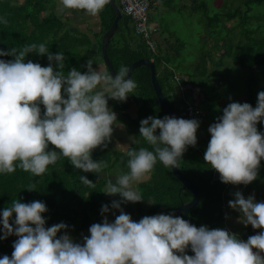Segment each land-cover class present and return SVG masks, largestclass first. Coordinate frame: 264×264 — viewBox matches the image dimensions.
Masks as SVG:
<instances>
[{
  "label": "clouds",
  "instance_id": "clouds-1",
  "mask_svg": "<svg viewBox=\"0 0 264 264\" xmlns=\"http://www.w3.org/2000/svg\"><path fill=\"white\" fill-rule=\"evenodd\" d=\"M109 2L59 0L58 7L61 12L84 10L96 17ZM0 23L7 20L0 19ZM33 52L47 55L48 66L26 61ZM3 56L14 59H0V173H13L19 167L41 176L61 157L77 170L102 173L107 162L93 160L92 152L107 148L114 128L123 127L116 123L117 115L108 107V100L126 102L136 89V82L126 78L129 68L122 66L113 78L101 66L94 69L89 59L83 65L86 72L73 67L65 75L59 70L64 67V53L52 54L43 43L0 50ZM260 123H264V91L258 93L255 107L230 102L209 126L210 140L203 159L219 173L222 183L247 186L258 178L264 160V133L257 128ZM199 127L196 119L168 115L141 120L139 139L132 137V143L143 140L152 150L140 147L126 152L129 171L115 176L114 182L108 179L103 192L120 199L113 200L110 207L102 205V222L93 223L82 242L74 241L63 222L46 227L42 215L48 210L45 203L12 201L0 214V240L13 235L17 239L11 257L4 255L0 264H264V202H256L254 195L245 198L237 191L235 199L228 202L240 213L237 223L261 230L246 241L226 229L196 227L174 214L134 221L121 208L145 200L134 185L158 160L165 167H179L188 146H196ZM49 145L55 150H49ZM80 181L95 186L86 176L81 175ZM26 189L36 191L34 184ZM110 208L119 211L114 222L106 216Z\"/></svg>",
  "mask_w": 264,
  "mask_h": 264
},
{
  "label": "trees",
  "instance_id": "trees-1",
  "mask_svg": "<svg viewBox=\"0 0 264 264\" xmlns=\"http://www.w3.org/2000/svg\"><path fill=\"white\" fill-rule=\"evenodd\" d=\"M56 1L0 0V19L7 20L6 24L0 23V50L8 51L11 47L19 49L28 44L36 43L38 45L43 43L52 54L64 53V67L59 70L65 75L73 67L84 73L87 69L83 65L89 59L94 60L101 56V39L109 29L114 19V13L107 4L96 16L100 27L98 34H95V29L92 30L91 28H88L90 32L86 30L78 31L72 27L71 23H68L69 20H64L63 15L57 11ZM113 1L115 2V0ZM187 1L192 4L196 3L195 0ZM233 1L228 0L225 2L230 3ZM115 4L121 9L119 3L115 2ZM253 4L264 8V0H244L243 5L246 11L243 16L239 9L232 10L225 15L214 14L206 19V25L207 27L217 26L222 19H225V22H234L238 19L234 27L227 28L228 34L222 39L219 37L220 31L209 32V36L215 39L213 44L216 50L218 52L220 50L223 51H221L220 58L214 59L217 60L216 65L220 66L218 61L228 58L248 73L245 81L246 90L243 95L245 100L243 102L239 100V102H247L255 107L258 93L264 91V25L263 28L260 26L257 28L258 31L262 29L263 34L261 33L256 37L252 34L253 31L245 30V26L248 25L250 19L248 17L250 7ZM150 6L151 2L149 1V9ZM206 6L207 4L202 0L199 9L204 10ZM123 17L122 15L121 20ZM258 20L263 21L264 15H258ZM120 21L116 32L118 37L115 39L116 34L113 36L106 50L115 73H118L122 66L129 67L139 59H148L153 62L162 95L179 118L186 119L189 105L198 109L197 104L199 102L196 103L195 91L193 90H199L198 95L201 97V101L210 98L209 94H207L208 85L203 79L197 81L194 75L189 77L188 73L185 72L183 77L179 78L177 82L174 81L177 71L170 46L171 53L165 49H162L163 54L158 53V51L156 53L147 52L145 41L141 38L136 41L129 34L126 36V31L123 25L120 26ZM148 22L150 23L149 16ZM235 30L240 32L238 40L236 34L233 37V31ZM90 33L92 37H95V42L91 41ZM212 33H214V36H212ZM244 37L245 39L243 40ZM176 42L179 44L178 40ZM155 43L158 49L157 41ZM94 44L95 52L91 56L90 52L94 50ZM141 46H144L143 53L140 51ZM205 54L203 60L206 58L211 59L210 52L206 51ZM0 59L8 61L14 59V57L3 56ZM27 60L39 63L45 67L49 64L47 55L40 56L35 52L29 53L26 57ZM204 73L202 71L199 76L204 77ZM184 77L187 80H184ZM131 79L137 84L134 92L129 94L135 104V111L132 115L120 108V117L124 121L123 126L126 136L139 139L141 120L149 116L162 119L167 114L158 104L152 89L148 68L140 67L135 69L131 74ZM181 86H189V89L182 90L181 96L178 97L177 89L179 87L181 89ZM215 98L218 100L219 95L216 94ZM41 108L43 111L42 105ZM257 128L258 131L264 133V123L257 124ZM157 134H159V130H157ZM209 140L210 135L206 140L202 139V142L197 139L195 147L188 146L186 152L179 160L178 170L199 188V202L195 208L189 211L188 221L196 227L207 226L210 229H215L225 220L222 215V204L227 196L229 184L222 183L219 173L211 169L210 165L206 164L203 159ZM140 147H147L152 150L151 146L143 140L139 144H130L128 150H138ZM49 150H55L54 146L49 145ZM114 150L110 149L108 143L107 148L98 147L92 152L93 160L107 162V167L100 174L85 173L82 170H77L64 157H61L55 164L49 165L46 172L41 176L25 172L19 167L13 173H0V214L14 200H20L22 203L39 200L45 203L48 209L47 212L42 214L46 220V227L63 222L69 226L68 234L75 238L77 242H82L83 236L89 235V227L93 223L102 222V205L108 204L109 207L111 206L113 201L111 196L103 193L110 175L113 171L120 175L129 171L127 168L129 159L127 155ZM81 175L86 176L95 186L89 187L81 183ZM147 175L145 182L139 185V192L145 200L136 203L137 209L142 207L143 203H149L150 201L154 204L149 203L146 209V213L149 216L161 213L174 214L180 201L184 204L191 201L192 195L187 191L179 192L180 183L172 175L170 167H165L159 160L153 170ZM32 184L35 185L36 191L29 192L26 188ZM121 208H124L123 204ZM115 215H119V211L111 210V208L109 213L106 214L110 222H114ZM14 218L15 214H13L12 220ZM0 219H2V215H0ZM62 234H64L63 231L58 233V236ZM13 237L15 236L13 235ZM1 245L9 246L7 243L0 241ZM9 247L12 248V246ZM188 254L192 255L190 250ZM3 256L4 254L0 250V258Z\"/></svg>",
  "mask_w": 264,
  "mask_h": 264
},
{
  "label": "rangeland",
  "instance_id": "rangeland-1",
  "mask_svg": "<svg viewBox=\"0 0 264 264\" xmlns=\"http://www.w3.org/2000/svg\"><path fill=\"white\" fill-rule=\"evenodd\" d=\"M149 1L151 2V6L148 11L149 21L153 25H156L158 29L157 34L154 36V39L157 41L159 46L157 49L158 53L160 52L163 54L162 49H165L170 53L172 50L173 62L177 71L176 77L181 78L186 72L188 73L189 77L194 75L197 81L203 79L208 85V96L214 100L216 99L214 101L208 98L201 101V97L196 94V90H193L195 91V97L197 101L196 103L199 102L197 107L202 114L198 119L200 122V127L198 130H201L199 136L203 139L210 135L208 128L211 124L216 122V118L218 116L222 115V110L224 107H226L230 102H239V100L243 102L245 100L243 95L246 90V76H248V73L235 65L231 59L223 58L222 60L218 61L220 66L216 65L217 60L214 59L220 58L222 50L219 52L216 50L213 44L215 39L209 36V32L220 31L219 37L222 39V37L228 34L227 28L234 27V24L238 19L234 22H225V19H222L217 24V26L214 25L211 27H207L206 19L212 17L214 14L225 15L226 13L235 9H239L241 15L243 16V13L246 11L245 6L243 5L244 0H234L230 3L225 2L228 0H203V2L207 4L204 10L199 9V5L202 0H195V4H192L187 0ZM56 2L57 11L63 15L64 20H69L68 23H71L73 28L77 29L78 31L86 30L88 32H90L88 28H91L92 30L95 29V34H98L100 27L97 17L86 15L84 10L65 9L63 12H61L58 7L59 0ZM115 2L118 3V0H115ZM258 15H264V8L253 4L250 7L248 14L250 19L248 25L245 26V30L253 31L252 34L254 37L259 36L263 32L262 29L260 31L257 30L259 26L263 28L264 25V20H258ZM122 25L126 31V36L129 34V36H132V38H134L136 41L140 39V36L135 33L134 24L129 19L123 17V19L120 21V26ZM237 31L238 30L233 31V37L234 34H236L238 40L240 38V32ZM214 33H212V36H214ZM89 35L92 37L91 33ZM117 37L118 34L115 35V39ZM244 39L245 37L243 40ZM176 40L179 41V44L176 42ZM91 41L95 42V37H92ZM169 46L171 47V50L169 49ZM93 48L94 50L90 52L91 56L94 55L95 44L93 45ZM140 49V51L143 53L144 46H141ZM206 51L210 52L212 56L211 59L213 58L212 61L210 58L203 60V56L206 55ZM149 57L152 58L150 55ZM203 61L205 62L203 63ZM93 62L94 69L98 70V66L105 68L101 56H98L97 59L93 60ZM202 71L205 72L204 77L199 76ZM184 80H187V78L184 77ZM187 89H189V86H181V89L179 87L177 89L178 97L181 96L182 90ZM216 94L219 95L218 100L215 98ZM115 104L117 105L115 106ZM108 107L116 113V123L118 125L124 124L123 119L120 117V108L126 110L127 113L132 115L135 111V104L133 103L132 96L130 95L128 96L126 102H118L109 99ZM130 144H132V139L126 136L124 126L122 128H114L111 141L109 142L110 149L112 148L115 149L114 151L116 152L126 154ZM118 175L120 174L113 171L109 179H112ZM147 177L148 175L146 174L140 183L145 182ZM140 183L134 185V187L136 186L135 188L138 190ZM231 188L232 190H236L240 187L234 185L233 188V185L231 184ZM249 192L251 196L254 195L255 200L257 199L261 200L259 202H264V160L261 161L258 178L249 186ZM231 198L235 199L234 195H231ZM111 199L119 200L120 197L118 195L111 196ZM125 205L123 209H126ZM133 205L134 207H132L131 203H128L127 206L132 208L131 211H134V208L137 213L145 215L146 211H144L142 207L137 209L136 203ZM227 211H229V206ZM16 239L17 237L9 236L7 239L0 241L12 246ZM9 246L1 245L0 250L4 255L11 257L13 250Z\"/></svg>",
  "mask_w": 264,
  "mask_h": 264
},
{
  "label": "water",
  "instance_id": "water-1",
  "mask_svg": "<svg viewBox=\"0 0 264 264\" xmlns=\"http://www.w3.org/2000/svg\"><path fill=\"white\" fill-rule=\"evenodd\" d=\"M110 8L112 9L114 13V19L109 27V29L105 32V34L102 36L101 39V56L103 60V64L105 69L109 70V73L115 78V71L113 70L112 65L110 64L109 58L107 56V46L110 42V40L113 38V36L116 34L118 29V23L122 18V14L118 6L115 4L113 0H110L108 3ZM140 67H146L149 69L150 72V81L152 85V89L154 91V94L156 96V99L158 101L159 106L162 108V110L168 115L173 116L176 118H179L177 113L172 109V107L167 103L165 98L162 95L160 86L157 81L156 77V71H155V65L153 62L149 61L148 59H139L135 62H133L128 68L129 73L128 77L131 78V74L133 71ZM196 94H199V90H196ZM172 175L174 178L180 183L179 192L187 191L192 195V199L190 202L184 204L182 201H180L178 208L175 210L174 215L176 216H182L185 220H188V213L190 210L195 208L199 202V188L198 186L186 178L179 170L178 168H170ZM193 254V253H192Z\"/></svg>",
  "mask_w": 264,
  "mask_h": 264
},
{
  "label": "built area",
  "instance_id": "built-area-1",
  "mask_svg": "<svg viewBox=\"0 0 264 264\" xmlns=\"http://www.w3.org/2000/svg\"><path fill=\"white\" fill-rule=\"evenodd\" d=\"M121 7V14L127 19L131 20L134 24V30L146 43V50L150 53L157 52V45L154 36L157 34L158 29L156 25L148 22L149 0H118ZM179 78L175 76L174 81L177 82ZM201 112L196 107L189 105L187 107L186 119L198 120ZM223 219L227 216V203L223 201L222 204ZM258 229H252L246 235H239L238 238L246 241L249 236L257 234ZM264 255V254H262Z\"/></svg>",
  "mask_w": 264,
  "mask_h": 264
},
{
  "label": "crops",
  "instance_id": "crops-1",
  "mask_svg": "<svg viewBox=\"0 0 264 264\" xmlns=\"http://www.w3.org/2000/svg\"><path fill=\"white\" fill-rule=\"evenodd\" d=\"M200 131L201 130H197V139L202 142V138L199 136L200 133H201ZM207 138H208V136L205 137V138H203V140H206ZM112 179H113V181H115V177L112 178ZM236 186H239L240 188H238L236 190H232L231 184L228 185L227 196L224 199V201H226V203H227V210H228V202L230 200H233L231 198V195H234V193L236 191L241 192L245 196V198H247L248 196H251L250 195V192H249V186H250V184L247 185V186H245V185H236ZM233 188H234V185H233ZM259 201H261V200H257L256 199V202H259ZM133 204H135V203H131L132 207H134ZM123 205H125V204H123ZM127 205H128V203L125 205V207ZM148 205H149L148 202L143 203L142 208L144 209V211H146V209L148 208ZM127 207H126V209H123V211L125 213H127V214H130L131 217H132V219L134 221H139L142 217L149 216L146 212H145V215L144 214L142 215V214L137 213V211L134 208H133L134 211H131L132 208H130V207L127 208ZM239 215H240L239 212L234 211L233 209H231L229 207V211H227V217L228 218L225 219L223 221V223L218 228H220V229H226V230H228V231H230V232H232L234 234H237L238 236L239 235H246V234L250 233V231L253 229L251 227V225H248L247 227H245L242 223H237V218L239 217ZM73 239H74L75 242H77V240L75 238H73Z\"/></svg>",
  "mask_w": 264,
  "mask_h": 264
}]
</instances>
